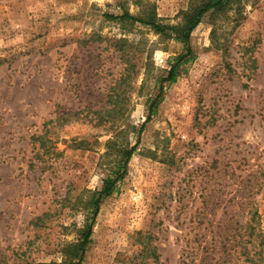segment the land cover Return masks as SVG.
I'll list each match as a JSON object with an SVG mask.
<instances>
[{
	"label": "rangeland",
	"instance_id": "obj_1",
	"mask_svg": "<svg viewBox=\"0 0 264 264\" xmlns=\"http://www.w3.org/2000/svg\"><path fill=\"white\" fill-rule=\"evenodd\" d=\"M196 2L0 0V264H70L137 142L81 264H264V0L209 11L175 82L182 40L109 17Z\"/></svg>",
	"mask_w": 264,
	"mask_h": 264
},
{
	"label": "trees",
	"instance_id": "obj_2",
	"mask_svg": "<svg viewBox=\"0 0 264 264\" xmlns=\"http://www.w3.org/2000/svg\"><path fill=\"white\" fill-rule=\"evenodd\" d=\"M230 0H197V2L186 12L185 21L180 25H171L163 24L156 20L155 16H150L148 18L134 16L130 12L126 11L122 15L109 14L111 18H127L135 21L144 22L146 24L152 25L158 32H171V35H174L177 39L184 42V50L174 58V62L171 63L170 68L167 70V75L161 79L164 81L175 82L182 71L181 66L187 64L190 61L196 59V54L191 46V34L193 30L200 24L203 17L212 9H220L222 6H225ZM169 31V32H168ZM157 99L150 104V113L147 118L144 120L142 127L139 130V135L142 134L146 123L151 120L152 116L156 112L155 104ZM140 139V138H139ZM138 142L133 146H123V156L118 159L116 164L110 168L109 174L103 179V185L100 189L94 190L87 203L85 205L88 210L87 223L85 230L82 234V240L74 244V251L70 254L73 258L70 264H81L85 255L86 245L91 240V235L93 233V226L96 222L97 215L99 213L101 202L107 196L113 194L118 188V182L124 178L128 163L135 151L137 150ZM264 241V233L261 234ZM264 244V243H263ZM74 253V254H73Z\"/></svg>",
	"mask_w": 264,
	"mask_h": 264
}]
</instances>
